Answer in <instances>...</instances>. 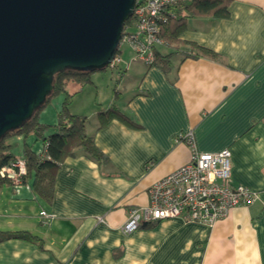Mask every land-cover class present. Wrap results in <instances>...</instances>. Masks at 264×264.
<instances>
[{
	"label": "crops",
	"instance_id": "obj_1",
	"mask_svg": "<svg viewBox=\"0 0 264 264\" xmlns=\"http://www.w3.org/2000/svg\"><path fill=\"white\" fill-rule=\"evenodd\" d=\"M182 26L178 33L166 29L153 65L125 58L113 98H73L69 105L87 117V132L108 162L76 148L60 164L50 200L35 192L32 179L0 187L7 201L0 230L39 238L1 242L0 264H264V0H231L229 16L194 13ZM111 105L139 125L113 118L101 126L99 112ZM60 108L40 121L56 124ZM190 130L200 151L230 148L234 183L258 191L259 199L213 225L177 217L124 233L130 209L149 203L150 187L189 162L190 145L175 138ZM16 139L23 146L13 155L25 157L24 138ZM26 141L43 152L42 138ZM41 210L55 216L43 222Z\"/></svg>",
	"mask_w": 264,
	"mask_h": 264
},
{
	"label": "water",
	"instance_id": "obj_2",
	"mask_svg": "<svg viewBox=\"0 0 264 264\" xmlns=\"http://www.w3.org/2000/svg\"><path fill=\"white\" fill-rule=\"evenodd\" d=\"M136 0H0V139L32 117L66 68L114 58Z\"/></svg>",
	"mask_w": 264,
	"mask_h": 264
},
{
	"label": "built area",
	"instance_id": "obj_3",
	"mask_svg": "<svg viewBox=\"0 0 264 264\" xmlns=\"http://www.w3.org/2000/svg\"><path fill=\"white\" fill-rule=\"evenodd\" d=\"M181 0H136L132 24L134 30L125 26L118 50L108 66L117 67L122 58L123 44L133 53L132 59H139L148 65L156 60V48L166 44L161 34V24L171 18L169 8ZM177 141H186L191 149L188 163L180 166L157 180L149 189V203L130 209L121 226L124 233H131L145 223L182 217L213 225L227 217L230 211L240 205H249L259 199V192L250 187L234 183L232 178V152L230 148L218 151H200L195 144L192 130L180 133ZM26 160L13 159L0 169V175L18 187L26 174ZM43 222L55 215L40 211ZM103 220L102 216L98 217Z\"/></svg>",
	"mask_w": 264,
	"mask_h": 264
},
{
	"label": "trees",
	"instance_id": "obj_4",
	"mask_svg": "<svg viewBox=\"0 0 264 264\" xmlns=\"http://www.w3.org/2000/svg\"><path fill=\"white\" fill-rule=\"evenodd\" d=\"M231 0H181L169 8L171 18L166 23L161 24V34L165 38V31L173 30L178 33L182 29L183 21L186 16L196 13H211L217 18L229 16V3ZM180 8L188 11L185 15L181 13ZM132 24L130 17L125 26ZM174 28V29H173ZM166 39V38H165ZM168 39H166L167 41ZM202 54L216 57L217 54L204 46L194 42H187ZM93 72V71H91ZM91 72L81 71L72 68H66L59 71L54 76V89L48 95L45 103L38 108L31 118L26 120L21 127L11 130L0 139V169L8 165L16 157L9 150L11 143L9 139L22 135L24 138V155L26 160L27 172L23 176V184L32 179L33 189L41 197L50 200L53 195V187L56 172L63 160L75 154L76 148H82L85 153L94 160L106 163L109 161L108 156L95 144L91 135L86 128L87 117L71 112L70 100L66 98L58 113L56 124L43 123L40 121V109L44 108L50 101L51 97L60 92L66 91L70 82H78L81 86L92 82ZM71 94H68L70 96ZM100 125H106L111 119L119 118L131 126L139 124L125 115L116 105L99 112ZM53 129V130H51ZM31 135L42 138L45 141V147L41 154H37L27 143V138ZM5 183H11L8 179L0 175V187ZM11 238H23L31 241L39 240L29 231L23 230H0V243Z\"/></svg>",
	"mask_w": 264,
	"mask_h": 264
},
{
	"label": "rangeland",
	"instance_id": "obj_5",
	"mask_svg": "<svg viewBox=\"0 0 264 264\" xmlns=\"http://www.w3.org/2000/svg\"><path fill=\"white\" fill-rule=\"evenodd\" d=\"M129 30L133 31L134 26H129ZM121 49H122V58L124 60L122 63L118 64V66L114 68L108 66L105 69L95 70L91 72L90 77L92 78L93 81L86 84L85 86H81V90L76 94L72 91H74L77 87L80 86H78L77 82L74 81L70 82L67 86L66 91H60L54 94L51 97L50 101L47 103V105L44 108L40 109V113H39L40 116H45V115L49 116V114L54 113L55 109L60 108L63 105V102L65 101L66 98H71L70 104L72 103L73 98H78V99L80 98L82 100H85L86 98H93L94 100L96 98H113L116 93L115 92L116 86L118 85L120 78L124 73L123 71L126 69L125 58L130 54L131 56H133L132 50L128 45L123 44L121 46ZM68 94L71 95L68 96ZM78 99H76V101H78ZM94 105L96 106L97 104L94 103ZM9 141H10L9 143H11L9 150L12 153H14L16 156H20L23 142L17 140L16 137L10 138ZM8 190L9 188H4L3 191H8ZM1 204L4 208L7 207L6 196L4 197L0 194V207Z\"/></svg>",
	"mask_w": 264,
	"mask_h": 264
}]
</instances>
